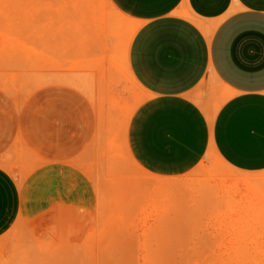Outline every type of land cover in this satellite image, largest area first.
I'll return each mask as SVG.
<instances>
[{
  "label": "crops",
  "instance_id": "obj_1",
  "mask_svg": "<svg viewBox=\"0 0 264 264\" xmlns=\"http://www.w3.org/2000/svg\"><path fill=\"white\" fill-rule=\"evenodd\" d=\"M108 2L137 26L123 48L130 78L147 94L125 133L127 155L138 167L137 190L142 188L129 207L133 220L125 223H140L137 219L152 208L157 213L148 218H165L167 202L181 208L188 201L189 208L200 211L193 213L197 217L204 218L201 211L207 209V220L197 223H264V0ZM97 30L93 33L103 37L108 29ZM98 38L89 40L92 54ZM31 97L30 109L13 119L3 115L0 98V237L24 209L22 188L2 166L17 135L48 165L32 184V209L38 215L49 209L62 211L56 215L83 209L86 215L96 203L87 174L70 163L94 141L93 105L65 85L39 88ZM211 153L231 175L211 189L185 194L178 179Z\"/></svg>",
  "mask_w": 264,
  "mask_h": 264
},
{
  "label": "rangeland",
  "instance_id": "obj_2",
  "mask_svg": "<svg viewBox=\"0 0 264 264\" xmlns=\"http://www.w3.org/2000/svg\"><path fill=\"white\" fill-rule=\"evenodd\" d=\"M136 27L108 0H0L3 115L16 118L30 109L33 92L52 85L79 90L96 113L94 141L70 162L87 174L93 189L96 203L86 215L83 209L70 215L49 209L38 215L31 189L37 172L48 165L31 153L24 136L8 144L2 166L22 188L24 209L0 237V264H264V223H197L206 221L208 212L201 211L204 218L193 215L200 211L189 208L191 201L181 208H170L167 202L165 218H148L157 213L152 208L137 219L140 223H125L133 220L128 219L133 195L142 191L137 190L138 167L125 148L128 121L147 97L130 78L123 48ZM97 28L108 29L105 36L94 34ZM95 35L100 42L92 54L89 40ZM219 161L211 153L178 179L183 192L214 187L216 180L231 175ZM242 181L249 184L248 178ZM170 197L168 193L167 201Z\"/></svg>",
  "mask_w": 264,
  "mask_h": 264
}]
</instances>
